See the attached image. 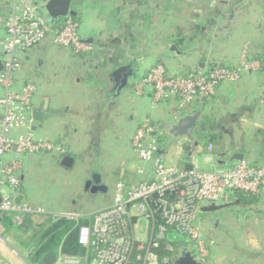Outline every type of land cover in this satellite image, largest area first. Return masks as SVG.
<instances>
[{
  "label": "crops",
  "instance_id": "0c3cea01",
  "mask_svg": "<svg viewBox=\"0 0 264 264\" xmlns=\"http://www.w3.org/2000/svg\"><path fill=\"white\" fill-rule=\"evenodd\" d=\"M4 1L0 0V12L9 14L12 0H8V7H4ZM27 1L43 7L48 0ZM72 12L81 22L88 19L87 34L82 39L92 50L79 57L55 46L49 38L25 53L17 82L21 85L34 79L27 73H34L40 81L34 112H42L43 117L35 124L36 136L66 148L65 156L74 162L67 169L61 166L64 156L38 158L50 157L76 180L64 196L49 193L51 196L41 201L32 194V174L25 164L21 189L14 200L22 197L21 202L34 207L77 212L85 218L113 204L119 182L132 186L153 177L152 163L137 166L130 161V140L138 123L149 117L166 124V129L173 124L171 104L154 106L151 88L137 96L132 92L133 85L156 65L175 74L209 70L217 65L236 67L244 52L248 60H257L264 66V0H72ZM193 25H199L195 35L188 33ZM46 48H55L62 56L57 65L52 63L53 69H48L49 58L40 54ZM124 65L134 66L135 76L129 79L127 89L113 96L107 78ZM195 112L201 114L197 127L202 119L206 121L203 134L217 136L216 151H208V146L194 134L180 140L167 135L160 156L168 165L184 169L191 166L206 172L240 161L264 165V71L246 72L238 81L222 84L211 101L188 114ZM33 160L28 158L26 163ZM138 170L145 173L140 175ZM95 175L108 188L105 193L85 190L86 182ZM3 191L8 194L7 188ZM242 212L244 225L252 219L260 222L261 244L258 250L239 254L234 264H264V193L256 205ZM46 217L49 216L36 219L43 221ZM1 230L8 245V263L14 264V258L19 257L20 264H30L19 236L13 230L8 234ZM213 255L210 251L209 264H213ZM62 260L59 264H71L70 259Z\"/></svg>",
  "mask_w": 264,
  "mask_h": 264
},
{
  "label": "built area",
  "instance_id": "2783aa9c",
  "mask_svg": "<svg viewBox=\"0 0 264 264\" xmlns=\"http://www.w3.org/2000/svg\"><path fill=\"white\" fill-rule=\"evenodd\" d=\"M60 20L54 23L44 5L13 0L5 21L6 36L0 42V61L3 65L0 73V216L6 215L16 222H22L29 215L72 221L84 218L77 212H52L14 200L21 189L23 163L20 156H65L67 153L63 146L36 136V122L32 114L38 87L31 80L21 85L17 82L25 53L49 38L55 46L69 49L75 55L92 50L79 34L78 21L71 15ZM261 68V62L248 60L246 52L240 64L233 68L215 66L209 70L170 74L166 68L159 66L136 83L132 92L140 94L149 86L156 106H173L172 122L176 123L187 112L195 110L202 100L214 98L222 84L236 82L244 73ZM165 130L151 119H146L137 127L131 138V149L137 160L154 165L153 177L132 186L119 182L115 187L113 204L90 215L93 224L80 229L79 244L89 248L92 237L97 236L108 247L102 249L89 264H134L131 261L133 256L139 264H159L154 250L164 239L166 229L156 227L153 221L157 211L151 206V201L155 195L163 206L162 216L168 218L170 224H179L190 235L196 259L208 264L210 246L203 240L195 223L200 213L199 207L205 203H233L238 201L239 193L258 197L263 195L264 165L240 161L211 172L168 165L159 154L162 150L159 137ZM208 151H213L211 145ZM138 173L143 175L145 172L138 170ZM4 188H7L8 194L3 191ZM177 191L184 199L195 202L190 214L185 203L173 205L166 201V197L173 198L171 195ZM133 218L137 219L135 223ZM141 220L147 223L144 238L137 235ZM167 249L174 252L171 246ZM62 261L60 259L56 264ZM68 262L87 264L86 259H70Z\"/></svg>",
  "mask_w": 264,
  "mask_h": 264
},
{
  "label": "trees",
  "instance_id": "16d2710c",
  "mask_svg": "<svg viewBox=\"0 0 264 264\" xmlns=\"http://www.w3.org/2000/svg\"><path fill=\"white\" fill-rule=\"evenodd\" d=\"M71 16L78 21V15L76 13L71 14ZM61 20L53 21L54 23H59ZM199 25H193L188 33L195 35L198 32ZM76 56H83L76 55ZM227 68H233L226 65H217ZM194 70V69H193ZM190 70V71H193ZM213 99V98H211ZM211 99L202 100L198 106L203 105L211 101ZM192 112V111H189ZM187 112V113H189ZM173 120V115H172ZM205 119H202V122L198 125L195 130L194 137L203 142L206 146H212L213 151L215 150L217 143V136L209 134L204 135L202 132V126L205 123ZM156 125L162 129L166 128L165 125L154 122ZM168 125V124H167ZM167 134L165 131L159 137V142L162 144L166 139ZM173 198L166 197V201L170 204H176L178 202H183L189 208L187 213L190 214L195 206V202L190 199H184L179 195V191L171 195ZM238 202L234 208L239 209L236 215L242 217L244 209L249 208L250 206L256 205L259 201L258 196L247 195L239 193ZM158 196L155 195L152 197L151 206L156 212L154 216V223L156 227L163 226L166 229V234L163 240L160 241L159 247L154 251L159 257V264H176V258L180 253V247L183 245L192 246V239L182 227L179 226L176 222L170 224L168 218L162 216V204L158 201ZM233 209L229 208L226 211H231ZM215 214V213H211ZM200 215V214H199ZM37 216L41 215H29L22 222H16L14 218L8 217L6 215L0 216V228L6 230H13L15 236H19L18 242L27 249V252L24 254L25 259L30 262V264H56L60 259H86V263L89 264L93 259H95L99 252L108 247L105 245L101 238L97 236L92 237V245L89 248H84L79 244V232L83 227H91L93 224L92 217H85L79 221H72L65 218L54 219L51 216L46 217L45 220H37ZM133 223L137 221L136 218H133ZM130 232V230L128 231ZM171 246L174 249V252H170L167 247ZM211 250V248H210ZM131 261L134 264H139L133 256Z\"/></svg>",
  "mask_w": 264,
  "mask_h": 264
},
{
  "label": "rangeland",
  "instance_id": "374dc122",
  "mask_svg": "<svg viewBox=\"0 0 264 264\" xmlns=\"http://www.w3.org/2000/svg\"><path fill=\"white\" fill-rule=\"evenodd\" d=\"M11 2H13V0ZM4 7H8V0L4 1ZM7 16H8L7 11L0 12V42L3 41L6 36L4 27ZM78 22H79V34L81 38L82 36L85 37V35L87 34L86 27L88 25L87 24L88 19L85 18L83 22L78 20ZM40 52L41 55L44 54L49 58L50 68L48 67V69H53L52 63L53 65H57L62 57L61 55L57 54V50L55 48H52L51 50L46 48L43 49L42 51L40 50ZM159 66L164 67L162 65L153 66L150 68V70L147 72L145 76L150 74L153 70H155ZM168 72L170 74H175V73H171L170 71ZM27 74L28 76L34 78L31 79V81H33L36 85L40 83L39 80H36L34 73H27ZM146 88H150V87L148 86ZM144 90L140 94L134 93V95L141 96L145 92ZM152 104L156 106L153 100H152ZM146 119H151V118L148 117L142 119L138 123L137 127L140 124H142ZM134 133L132 134L131 138L133 137ZM38 156H51V154H40L34 156V160L31 164L26 163L28 161V157L25 156L19 157L23 163V168L25 167L26 164V170L28 171L29 174L30 173L32 174V181H30V183L32 184L31 187L32 194L34 195L35 193L36 196L41 201H46L47 197L51 196L49 193H54V194L58 193L64 196L66 194L65 191H70L71 189L70 187L73 186L72 182L76 180V177H74L69 171L60 168L58 163L56 164L54 161L50 159V157H42L39 159ZM131 158L132 159H130V161H132L134 165L141 166L144 163L137 160L134 154L131 155ZM68 200L70 205L72 198L69 197ZM235 206H232L233 209L231 211L228 210L226 211V209H224L206 217L200 215L201 219L197 217V220L195 222L202 234L203 240L210 246L211 251L214 254L212 258L213 264H222V262L223 264L225 262H226L225 264H232V263L234 264L235 259H237L239 254L241 253L244 254L245 251L247 252L256 249L258 250V248L260 247L261 244V237L259 231L260 222L256 219H252L251 220L252 222L244 225V216L238 217L236 213H234V212H238L239 210V209H235L234 208ZM146 229H147L146 221L141 220L137 228V235L141 238L142 237L144 238ZM2 232L3 231L0 228V245L2 246V250L5 251V252L4 251L0 252V264H9L8 245L5 242V237L3 236ZM241 260L242 262H244V258H242ZM20 262L21 261L19 257L14 258V264H20Z\"/></svg>",
  "mask_w": 264,
  "mask_h": 264
},
{
  "label": "water",
  "instance_id": "95a60500",
  "mask_svg": "<svg viewBox=\"0 0 264 264\" xmlns=\"http://www.w3.org/2000/svg\"><path fill=\"white\" fill-rule=\"evenodd\" d=\"M220 5L225 4V2H218ZM44 9L47 12L48 16L54 20H60L62 18H67L72 14V0H48L44 4ZM176 47L173 46V50ZM264 71V66L261 68ZM3 71V65L0 61V73ZM135 76L134 66L124 65L119 68H116L107 78L111 85L110 93L113 96H119L121 92L128 88V81L130 78ZM200 113L195 112L193 114H185L177 120L176 123H173L169 126L165 133L176 140L180 139H189L193 136L195 129L200 118ZM32 117L35 122H41L43 114L42 112H33ZM159 154H162V151H159ZM235 160H242L241 158H235ZM73 159L70 156H64L61 160V166L64 168L70 169L73 166ZM191 166L187 170H192ZM86 191H90L93 194L105 193L108 188L102 183V179L99 175H95L92 180H89L85 186ZM22 197L16 198V203H21ZM239 202L235 201L233 203L225 204H215V203H205L199 207L200 213H216L221 210L230 208L237 205ZM176 264H202L200 263L193 251L187 246L183 245L180 247V254L177 256Z\"/></svg>",
  "mask_w": 264,
  "mask_h": 264
},
{
  "label": "flooded vegetation",
  "instance_id": "af4514ba",
  "mask_svg": "<svg viewBox=\"0 0 264 264\" xmlns=\"http://www.w3.org/2000/svg\"><path fill=\"white\" fill-rule=\"evenodd\" d=\"M93 178V177H92ZM92 180V179H91ZM87 183V182H86ZM103 183V182H102ZM85 186H86V184H85ZM85 186H84V188H85ZM88 192H90V191H88Z\"/></svg>",
  "mask_w": 264,
  "mask_h": 264
}]
</instances>
